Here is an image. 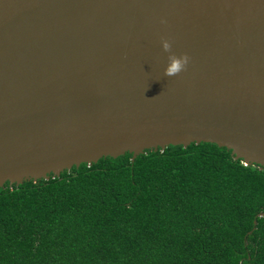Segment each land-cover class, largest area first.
Here are the masks:
<instances>
[{
	"label": "water",
	"instance_id": "water-1",
	"mask_svg": "<svg viewBox=\"0 0 264 264\" xmlns=\"http://www.w3.org/2000/svg\"><path fill=\"white\" fill-rule=\"evenodd\" d=\"M200 143L264 167V0H0V188Z\"/></svg>",
	"mask_w": 264,
	"mask_h": 264
},
{
	"label": "trees",
	"instance_id": "trees-1",
	"mask_svg": "<svg viewBox=\"0 0 264 264\" xmlns=\"http://www.w3.org/2000/svg\"><path fill=\"white\" fill-rule=\"evenodd\" d=\"M264 167L211 143L0 188V264H264ZM255 222V224H254Z\"/></svg>",
	"mask_w": 264,
	"mask_h": 264
},
{
	"label": "clouds",
	"instance_id": "clouds-1",
	"mask_svg": "<svg viewBox=\"0 0 264 264\" xmlns=\"http://www.w3.org/2000/svg\"><path fill=\"white\" fill-rule=\"evenodd\" d=\"M164 22L163 20L161 21ZM160 46L162 50L168 53L167 62L163 69V73L165 76H173L180 73L189 62V56L186 53H180L177 55L170 51L171 45L169 40L165 38H161Z\"/></svg>",
	"mask_w": 264,
	"mask_h": 264
},
{
	"label": "built area",
	"instance_id": "built-area-1",
	"mask_svg": "<svg viewBox=\"0 0 264 264\" xmlns=\"http://www.w3.org/2000/svg\"><path fill=\"white\" fill-rule=\"evenodd\" d=\"M245 165V164H244Z\"/></svg>",
	"mask_w": 264,
	"mask_h": 264
}]
</instances>
